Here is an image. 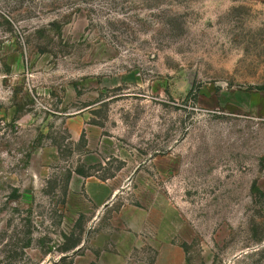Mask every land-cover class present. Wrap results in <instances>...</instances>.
Here are the masks:
<instances>
[{"label": "rangeland", "instance_id": "374dc122", "mask_svg": "<svg viewBox=\"0 0 264 264\" xmlns=\"http://www.w3.org/2000/svg\"><path fill=\"white\" fill-rule=\"evenodd\" d=\"M0 264H264V0H0Z\"/></svg>", "mask_w": 264, "mask_h": 264}, {"label": "trees", "instance_id": "16d2710c", "mask_svg": "<svg viewBox=\"0 0 264 264\" xmlns=\"http://www.w3.org/2000/svg\"><path fill=\"white\" fill-rule=\"evenodd\" d=\"M75 246V244L73 245V247Z\"/></svg>", "mask_w": 264, "mask_h": 264}]
</instances>
